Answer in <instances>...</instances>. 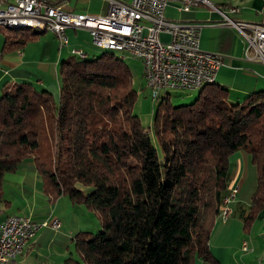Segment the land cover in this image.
Masks as SVG:
<instances>
[{"label":"trees","instance_id":"obj_1","mask_svg":"<svg viewBox=\"0 0 264 264\" xmlns=\"http://www.w3.org/2000/svg\"><path fill=\"white\" fill-rule=\"evenodd\" d=\"M30 40L7 37L1 54ZM108 52L88 58L84 51L82 59L72 54L62 61L57 100L28 82L3 87L0 206L9 205L5 174L33 164L46 195L66 196L99 221L96 234L74 235L75 256L62 264H192L195 257L219 264L209 238L229 192L232 154L247 156L254 179L245 232L264 208V89L234 103L214 82L177 106L166 94L148 132L133 114L131 73ZM44 125L51 133L50 160L34 156Z\"/></svg>","mask_w":264,"mask_h":264},{"label":"crops","instance_id":"obj_2","mask_svg":"<svg viewBox=\"0 0 264 264\" xmlns=\"http://www.w3.org/2000/svg\"><path fill=\"white\" fill-rule=\"evenodd\" d=\"M99 1L100 5L97 10L89 8L90 0H66L65 3L67 8L75 14L103 15L107 5L105 0ZM122 1L130 2L131 0ZM212 1L218 12L211 9L207 17L208 21L204 19L205 11L198 12L200 7L186 14L178 13L174 8L169 7L166 10V17L197 24L200 20H205L207 25L201 27L199 48L202 51L219 53L223 56L222 66L216 75L222 83L219 86L226 88L228 91L234 90L236 95L233 99L235 102H240L239 99L242 97L245 98L248 94L261 90L260 88L263 87L264 78L258 72L261 70L262 65L257 61H245L246 43L238 40L235 35L236 30L221 25L224 18L220 13L233 21L261 23L264 20L263 15L260 13L262 0ZM231 8H237L239 12L236 14L231 13ZM66 34L69 35L70 40L68 47L63 50H59L56 39L50 32L49 34L43 32L35 33L24 48L2 55L5 38L13 37L0 32V92L4 86L28 82L37 89L48 90L57 100L59 68L62 61L66 60V56L63 59L64 50H66L65 53L71 55L70 51L72 49L85 51L84 43L80 40L89 41L86 31L68 29ZM160 38L164 39L163 41L168 40L166 35H161ZM229 163L231 174L227 191L232 188L241 190L243 185H246L247 179H252L249 175L247 156L243 152H236L229 157ZM26 166L23 168L35 172L33 164ZM22 180L23 185H25V178L23 177ZM250 184L253 185L254 183ZM21 189L25 197L33 196L31 187L25 189L23 186ZM44 200L46 202L43 201L41 204H38L37 201L35 204L27 203L23 210L25 212L22 213L20 210L18 212H6L9 211L8 208L5 209L0 206V209L3 210L0 218L21 215L29 217L33 221H42L50 217L57 218L60 221L61 227L57 233L54 234L49 229H41L27 243L24 251L18 257L20 264H62L63 260L70 254L74 235L80 231L89 232L80 230L85 223L82 219H75L68 226V223L65 222L66 217L59 214L58 211L59 204L63 200L62 196L54 199L44 193ZM55 200H58V202L55 203ZM49 203L52 206H49ZM248 208V200L245 203L240 201L237 196V199L231 204L232 215L230 219L226 223H221L222 218L219 215L221 221L219 219L215 220L209 238V247L211 254L219 264H264V208L259 212L248 232H245L242 227L244 218L248 214ZM243 241L248 242L249 248L246 252L241 250ZM192 264H202V261L195 257Z\"/></svg>","mask_w":264,"mask_h":264},{"label":"built area","instance_id":"obj_3","mask_svg":"<svg viewBox=\"0 0 264 264\" xmlns=\"http://www.w3.org/2000/svg\"><path fill=\"white\" fill-rule=\"evenodd\" d=\"M65 1L0 0V21L33 22L47 27L57 39L59 50L68 47V29L86 31L90 44H97V49L116 47L121 54L141 62L145 88L152 98L164 88L191 91L203 81L215 80L222 66L221 54L199 48V24L166 17L169 7L182 14L191 13L200 5L218 12L208 0H105V13L96 16L75 14ZM230 12L236 14L239 10L231 8ZM260 13L264 19V0ZM220 14L224 18L221 25L236 30L245 39V61H257L264 66V20L261 23L233 21ZM161 35H166L168 40L163 41ZM237 192V188H232L226 195L223 223L232 215L231 204ZM60 227V221L54 217L33 221L21 215L6 216L0 222V264H16L27 243L41 229L55 234ZM241 250L248 251L247 242L242 243Z\"/></svg>","mask_w":264,"mask_h":264},{"label":"rangeland","instance_id":"obj_4","mask_svg":"<svg viewBox=\"0 0 264 264\" xmlns=\"http://www.w3.org/2000/svg\"><path fill=\"white\" fill-rule=\"evenodd\" d=\"M209 1V0H208ZM210 3L211 0L209 1ZM214 4V3H213ZM100 1L99 0H90V9L97 10L99 8ZM200 8L198 9V12L200 11H205V18L207 19L208 14H210L211 9L201 5L199 6ZM204 7V8H203ZM83 15H88V16H96V15H89L87 13H84ZM201 15V14H199ZM208 21V19H207ZM207 25L205 20H200L199 26ZM0 32H3L9 36L12 37H18V38H24V37H33L35 31L32 29H10L4 26H0ZM49 34V32H46ZM237 36L238 40L241 42H245V39L239 34L235 33ZM68 42L70 40L69 35H67ZM89 36V35H88ZM56 39V38H55ZM80 40V39H79ZM164 40V39H163ZM84 44V50L87 53L88 58H93L96 56L101 55L106 50L104 48H99L97 49L96 46L93 44H90V37L89 41H84L80 40ZM57 45L58 41L56 39ZM105 50V51H103ZM66 50L63 52V59L66 56V59H68L71 54L65 53ZM73 53V52H71ZM108 53L113 54L114 57L116 58H122L123 63L127 66L129 69L131 76H132V88L136 91L137 93V99L133 107V114L136 115L139 118V121L141 125L148 131L151 132V126H152V121L154 117L155 110L157 108V105L159 103V98H152L151 93L145 88V83L143 80V68L142 64L140 61L135 60L131 57H128L126 55H122L119 52H113L109 51ZM261 77L264 78V66L262 65V68L260 71H258ZM263 80V79H262ZM264 81V80H263ZM221 81L219 80V77L216 76L215 78V84L221 85ZM261 90L264 89V85ZM258 90V89H257ZM199 90L195 91H183V90H168L167 93H163L162 96L169 94V98L171 101V104L174 106L177 105H186L190 104L191 101H193L197 95H198ZM236 93L234 90L228 91V100L230 102H235L233 99L235 97ZM243 97L239 99V101H243ZM46 125H44V131L41 132V136L39 137L41 139V146L39 148V152L35 153V157H45L46 160H50L51 157H53V147L50 145L51 143V133L46 131ZM49 130V129H48ZM37 155V156H36ZM32 163V160H30ZM26 166V165H25ZM25 166H22L18 169L16 173H9L5 174L4 176V182H3V191H4V200L9 202V205H7V208L9 211L6 212H25L23 211L25 209V206L27 203L29 204H35L37 201L38 204H41L44 200V192H43V180L42 177L37 173L33 172L30 170H27V168H23ZM27 167V166H26ZM23 177L25 178V185H23ZM22 182H21V181ZM250 183H254V179H247L246 185L242 187L241 190L238 189L237 196L240 201H243L246 203L248 200L249 194L252 191L253 185ZM24 186L25 189H29L30 187L32 188L33 196L31 197H25L23 192H22V187ZM78 188L82 189L85 192H89L91 190L90 187H84L82 185H77ZM239 193V194H238ZM23 196H24V207H23ZM247 197V198H246ZM62 201L59 204L58 211L59 214H62L63 216L66 217L65 222L68 223V226L73 223V220L75 219H82L84 220V227L81 228L80 230H87L91 233L96 234L99 229V221L97 216L94 214L93 211L86 209L82 205H73L68 197L62 196ZM28 200V201H27ZM46 202V201H45ZM58 200H55V203H57ZM47 204V203H46ZM49 206H52L49 203ZM219 219V217H216L215 220ZM220 220V219H219ZM221 221V220H220ZM215 222V221H214ZM221 223H223L221 221ZM214 226V225H213ZM243 227H244V221H243ZM242 227V228H243ZM85 228V229H84ZM74 230V229H72ZM78 231V229H77ZM75 231V232H77ZM247 242V241H243ZM248 244V242H247ZM249 248V247H248ZM70 254L72 256H75V250H74V244L71 245L70 248ZM69 254V255H70Z\"/></svg>","mask_w":264,"mask_h":264},{"label":"bare ground","instance_id":"obj_5","mask_svg":"<svg viewBox=\"0 0 264 264\" xmlns=\"http://www.w3.org/2000/svg\"><path fill=\"white\" fill-rule=\"evenodd\" d=\"M0 26H4V27H7V28H10V29H32L33 31H35L36 33H43V32H47L49 31L47 27H44L42 25H39V24H35L33 22H25V23H11V22H3V21H0ZM94 46L97 47V44H93ZM101 48H104L106 50H109V51H113V52H119V49L116 48V47H101ZM120 53V52H119ZM73 56H77V57H80L81 59L85 57V53L83 50H79L78 52H73L72 53ZM123 55V54H122ZM215 82V80H206V81H203L201 82L200 84H198L197 86H194L191 88V91H195V90H199L200 88H204V86H207V85H210V84H213ZM171 88H164V89H159L156 93V95L154 96V98H159L162 96L163 93H167L168 90H170ZM225 202H226V198L223 199V202H222V210H221V213H220V216L221 218H223L224 216V212H225ZM0 222H2V220H0ZM19 259H16V264H20Z\"/></svg>","mask_w":264,"mask_h":264}]
</instances>
